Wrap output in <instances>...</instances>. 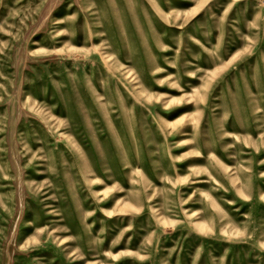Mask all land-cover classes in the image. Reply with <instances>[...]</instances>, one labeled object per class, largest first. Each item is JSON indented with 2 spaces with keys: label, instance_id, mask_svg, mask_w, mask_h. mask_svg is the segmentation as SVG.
Instances as JSON below:
<instances>
[{
  "label": "rangeland",
  "instance_id": "1",
  "mask_svg": "<svg viewBox=\"0 0 264 264\" xmlns=\"http://www.w3.org/2000/svg\"><path fill=\"white\" fill-rule=\"evenodd\" d=\"M0 264H264V0H0Z\"/></svg>",
  "mask_w": 264,
  "mask_h": 264
}]
</instances>
